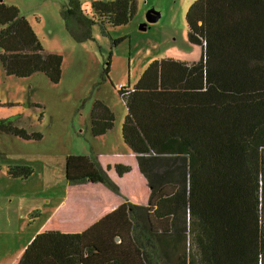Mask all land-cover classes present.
I'll return each mask as SVG.
<instances>
[{
	"label": "trees",
	"instance_id": "1",
	"mask_svg": "<svg viewBox=\"0 0 264 264\" xmlns=\"http://www.w3.org/2000/svg\"><path fill=\"white\" fill-rule=\"evenodd\" d=\"M66 0L78 41L128 23L136 0ZM198 60L147 64L119 93L131 154L65 157V196L12 264H264V0H194L185 13ZM121 39L113 40L116 44ZM62 55L44 51L12 4L0 1V61L7 75L43 72L57 83ZM109 64L102 67L108 78ZM0 118V132L41 138ZM114 114L99 99L91 132ZM29 165L8 166L26 178Z\"/></svg>",
	"mask_w": 264,
	"mask_h": 264
},
{
	"label": "rangeland",
	"instance_id": "2",
	"mask_svg": "<svg viewBox=\"0 0 264 264\" xmlns=\"http://www.w3.org/2000/svg\"><path fill=\"white\" fill-rule=\"evenodd\" d=\"M0 1L17 6L44 51L63 58L57 83L43 72L28 77L7 75L0 61V118L12 117L16 126L41 134L38 140H28L0 132L2 222L12 211L47 205L52 165L55 175L63 180L66 153H111L118 152L119 147L129 148L121 137L127 109L120 86L131 87L155 59H199L201 46L187 38L185 13L194 0H136V14L128 23L106 25L104 29L96 23L91 38L82 41L74 39L64 25L61 8L66 0ZM80 2L93 16L92 0ZM150 8L160 12L156 21H147ZM115 39L121 40L114 44ZM108 64V78L103 80L102 67ZM96 99L114 114L113 127L99 136L90 128V110ZM15 162L31 166L33 172L24 179L9 176L7 168Z\"/></svg>",
	"mask_w": 264,
	"mask_h": 264
},
{
	"label": "crops",
	"instance_id": "3",
	"mask_svg": "<svg viewBox=\"0 0 264 264\" xmlns=\"http://www.w3.org/2000/svg\"><path fill=\"white\" fill-rule=\"evenodd\" d=\"M173 58V57H172ZM176 59V58H175ZM198 60V59H196ZM194 59H185L183 61L192 62ZM91 128V124H90ZM109 131V130H108ZM107 131V132H108ZM106 132V133H107ZM93 148V147H92ZM130 148L119 147L118 152H100L91 151L90 153H74L68 154H83V155H109V154H131ZM66 157V156H65ZM19 164V163H13ZM50 165V164H49ZM51 167V165H50ZM55 165H52V172L50 171V180L48 191V203L44 207H34L28 211H12L7 214L3 221L0 222V264H12L20 255L22 250L32 240V238L43 227L46 221L50 218L53 212L59 207V202L65 196V179L63 180L55 175ZM54 171V172H53ZM58 174V173H56ZM24 179V178H19ZM62 200V201H63Z\"/></svg>",
	"mask_w": 264,
	"mask_h": 264
},
{
	"label": "water",
	"instance_id": "4",
	"mask_svg": "<svg viewBox=\"0 0 264 264\" xmlns=\"http://www.w3.org/2000/svg\"><path fill=\"white\" fill-rule=\"evenodd\" d=\"M146 16H147V21L149 22L156 21L160 17V12L156 11L153 8H150L147 10ZM145 27L146 25L143 24L142 28H145Z\"/></svg>",
	"mask_w": 264,
	"mask_h": 264
}]
</instances>
